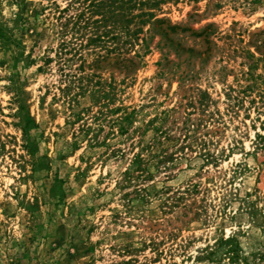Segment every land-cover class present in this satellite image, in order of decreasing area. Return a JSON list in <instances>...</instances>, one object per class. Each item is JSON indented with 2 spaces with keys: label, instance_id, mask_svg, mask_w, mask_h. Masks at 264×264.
Instances as JSON below:
<instances>
[{
  "label": "rangeland",
  "instance_id": "1",
  "mask_svg": "<svg viewBox=\"0 0 264 264\" xmlns=\"http://www.w3.org/2000/svg\"><path fill=\"white\" fill-rule=\"evenodd\" d=\"M70 1L0 0V264H264V0Z\"/></svg>",
  "mask_w": 264,
  "mask_h": 264
},
{
  "label": "trees",
  "instance_id": "2",
  "mask_svg": "<svg viewBox=\"0 0 264 264\" xmlns=\"http://www.w3.org/2000/svg\"><path fill=\"white\" fill-rule=\"evenodd\" d=\"M87 1H89V0H86V2ZM117 1H119V0H117ZM117 1H115V2H117ZM159 1H161V0H145V4L157 3ZM80 2H81L80 0H71L70 3L68 4V6L65 7L60 13L61 14L66 13L69 6H71L72 8L78 9V7H76V6ZM113 2L111 0H99L96 2L94 0H91L89 3H85V5H83V7L80 9V11L78 13H76V15L73 18L69 17L68 21L73 23V26L75 27V31L77 33H79L81 36H84L85 33H83V30H87V29L90 30V29H93L95 27L99 28V26H95V24L104 23V25H105V23L108 22V15L106 12H104V7H105V9L110 8L112 6ZM134 2H135V0H127V1L124 0L121 3L128 5V4H133ZM82 4H84V3H80L78 5L81 6ZM96 12L97 13L101 12L104 19L101 21L95 19L94 15ZM67 18L68 17H66V19ZM7 31H8V29L5 27V25L0 23V41H3L5 44H7V49H10L14 43H12V41H11L12 39H11V37L8 36ZM106 33L107 32H105L103 35H101V34H97L94 36L89 35V37H88L89 41L86 45L93 44V45L99 46L100 48L106 47V43H105L106 41L104 39L106 36ZM93 34H95V33H93ZM62 45H63V47H65L66 44L63 43ZM82 46H83V43H82ZM63 47L61 48V50L63 49ZM60 53H62V51L59 52V55H60ZM84 66H85V61L82 59V62L80 65L81 69H83ZM82 89H84V87ZM84 90H87V89H84ZM37 126L38 125L35 123L34 119L32 117H29V124L25 127V130H27V132L29 133V130L36 128ZM27 136H30V135H27ZM34 144H35L34 142H31L29 145V148L35 147ZM33 151L34 150H32L31 152H33ZM33 164H34L37 171L49 170V168H50V160L46 156L37 157V159L35 160V162ZM57 182H63V180L58 178ZM229 241H230V238L224 240L223 242L228 243Z\"/></svg>",
  "mask_w": 264,
  "mask_h": 264
}]
</instances>
